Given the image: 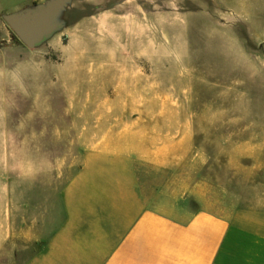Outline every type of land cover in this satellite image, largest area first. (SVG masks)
I'll return each mask as SVG.
<instances>
[{
	"label": "rangeland",
	"instance_id": "1",
	"mask_svg": "<svg viewBox=\"0 0 264 264\" xmlns=\"http://www.w3.org/2000/svg\"><path fill=\"white\" fill-rule=\"evenodd\" d=\"M61 22L30 50L0 19L12 164L45 148L64 183L99 135L163 149L142 181L163 213L264 210V0H80Z\"/></svg>",
	"mask_w": 264,
	"mask_h": 264
},
{
	"label": "crops",
	"instance_id": "2",
	"mask_svg": "<svg viewBox=\"0 0 264 264\" xmlns=\"http://www.w3.org/2000/svg\"><path fill=\"white\" fill-rule=\"evenodd\" d=\"M50 1L0 0V19ZM79 1L68 3L61 24ZM0 26V43H10L11 29ZM3 55L0 48V259L17 260L29 248L20 264H264L263 209L223 216L184 208L169 215L154 207L159 194L147 193L142 181L146 165H162L150 158L160 147L122 150L97 135L64 183L45 148L32 146V161L12 164Z\"/></svg>",
	"mask_w": 264,
	"mask_h": 264
},
{
	"label": "water",
	"instance_id": "3",
	"mask_svg": "<svg viewBox=\"0 0 264 264\" xmlns=\"http://www.w3.org/2000/svg\"><path fill=\"white\" fill-rule=\"evenodd\" d=\"M70 1L52 0L32 10L6 15L4 20L14 35L33 50L61 29L62 24L58 19Z\"/></svg>",
	"mask_w": 264,
	"mask_h": 264
},
{
	"label": "trees",
	"instance_id": "4",
	"mask_svg": "<svg viewBox=\"0 0 264 264\" xmlns=\"http://www.w3.org/2000/svg\"><path fill=\"white\" fill-rule=\"evenodd\" d=\"M12 33H13V32H12ZM13 35H14V33H13ZM14 37H15L16 40H19L15 35H14Z\"/></svg>",
	"mask_w": 264,
	"mask_h": 264
}]
</instances>
